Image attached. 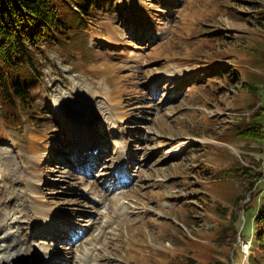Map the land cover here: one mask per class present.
Returning <instances> with one entry per match:
<instances>
[{
    "label": "rangeland",
    "instance_id": "obj_1",
    "mask_svg": "<svg viewBox=\"0 0 264 264\" xmlns=\"http://www.w3.org/2000/svg\"><path fill=\"white\" fill-rule=\"evenodd\" d=\"M97 11L83 39L38 55V125L0 105V247L22 239L16 264H250L264 140L242 129L264 130V0ZM16 209L24 222L3 221Z\"/></svg>",
    "mask_w": 264,
    "mask_h": 264
},
{
    "label": "trees",
    "instance_id": "obj_2",
    "mask_svg": "<svg viewBox=\"0 0 264 264\" xmlns=\"http://www.w3.org/2000/svg\"><path fill=\"white\" fill-rule=\"evenodd\" d=\"M112 2L113 0H0V105L16 109L22 115L29 112L26 121L31 126L38 125L41 108H32L36 105L33 90L42 84V80H38L35 75L39 66L38 55L44 54V49L83 39L86 36L84 22H93L100 15L97 9L101 10L104 5ZM260 20L264 21V14ZM258 25H261V21H258ZM231 69L217 66L216 71L222 77L230 78L235 73ZM18 125L17 121L16 126ZM242 131L252 141L262 143L264 140V130L258 122ZM263 177L264 174L257 177L254 184L264 200V179L260 181ZM253 208L254 206L248 205L246 213ZM253 220L254 239H250L251 248L257 245L264 249V205L255 212ZM244 234L243 231L241 239L247 241ZM249 252L251 264L256 257H253L250 250ZM234 261L236 263V259ZM215 264H232V260Z\"/></svg>",
    "mask_w": 264,
    "mask_h": 264
},
{
    "label": "bare ground",
    "instance_id": "obj_3",
    "mask_svg": "<svg viewBox=\"0 0 264 264\" xmlns=\"http://www.w3.org/2000/svg\"><path fill=\"white\" fill-rule=\"evenodd\" d=\"M172 73V72H171ZM170 76V75H169ZM98 109V108H97ZM111 117V116H110ZM104 119V118H103ZM101 120V119H100ZM114 141V140H113ZM122 143V142H121ZM123 144V143H122ZM120 145V144H119ZM119 145L117 146V147H119ZM121 146V145H120ZM124 146V145H123ZM116 148V147H115ZM125 150V149H124ZM117 151H118V149H117ZM122 155V154H121ZM118 157V156H117ZM119 159H121V158H119ZM127 162V161H126ZM123 167H125L124 165H122L121 167H120V169H122ZM118 176H120L121 175V172H120V170H119V173L117 174ZM88 188V187H87ZM108 188V187H107ZM96 195V194H95ZM97 197V196H96ZM106 199V198H105ZM114 203H115V206L116 207H118V203H117V198H114ZM113 206V205H112ZM110 209H111V207H110ZM22 210H24V212H26L25 214L22 212V214L23 215H25V216H27V218H28V220H31L32 218H33V216H35L34 215V211L33 210H31V209H29V207L28 208H25V205H23V208H22ZM113 210V209H112ZM111 210V211H112ZM21 211V210H20ZM20 211L19 210H15V211H12L11 212V214H8L7 216H5V218H3V221H5L6 223H8L9 225H10V223H12V222H15V221H17L16 223H22V222H24L23 220H18L19 219V216H21L20 215ZM106 217V216H105ZM30 218V219H29ZM40 219V218H39ZM29 222V221H28ZM106 225H108L109 226V222L108 223H105ZM20 225V224H19ZM4 224L3 223H0V234H1V232H2V230H3V228H4ZM22 226V225H21ZM105 227V225H103V228ZM12 228V227H11ZM103 228H101V229H103ZM9 229H10V227H9ZM13 229V228H12ZM108 229V228H107ZM23 230V229H22ZM23 233V232H22ZM22 233H21V235H22ZM17 235V234H16ZM104 236H106V231L105 230H101L100 232H99V234L96 236V239L94 240L95 241V243H94V245H98L97 243H99V242H101L102 241V239H103V237ZM3 238H1L0 237V241L2 240ZM7 240H4V242L5 241H12V243L8 246V248H4V249H2L1 247H0V252L1 253H5V254H0V264H16L15 262H16V260H18V259H20V258H22V257H24V256H26V255H28V254H18L15 250H21V248H20V246H19V242H21V238H18V239H16V238H6ZM25 239V238H24ZM92 239V238H91ZM96 240H97V242H96ZM90 241V240H89ZM28 248V247H27ZM95 249V248H94ZM13 250H14V252H13ZM93 250V249H92ZM92 250H90V251H87V252H91ZM69 251V250H68ZM8 253H10V254H8ZM28 253H30V249L28 250ZM6 254H8L9 255V257H8V262L7 261H5V259H6V257H7V255ZM27 257V256H26ZM12 259V260H11ZM29 259H31V258H29ZM37 258L35 257V260H36ZM49 259H50V257L48 258V257H45V258H43V260L41 261V263H44V264H46L48 261H49ZM86 262L89 264V261H88V255H87V257H86ZM28 263H29V261H28ZM95 264V263H94Z\"/></svg>",
    "mask_w": 264,
    "mask_h": 264
}]
</instances>
